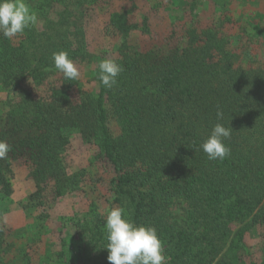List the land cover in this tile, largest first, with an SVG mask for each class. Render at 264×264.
Segmentation results:
<instances>
[{"label":"trees","instance_id":"trees-1","mask_svg":"<svg viewBox=\"0 0 264 264\" xmlns=\"http://www.w3.org/2000/svg\"><path fill=\"white\" fill-rule=\"evenodd\" d=\"M244 1L252 0H171L183 15L160 39L135 0H103L112 46L94 55L90 0H25L38 23L10 40L0 35V90L12 100L0 110V140L11 147L0 159V207L15 167L27 168L36 188L22 209L35 210L41 242L46 232L59 239V248L44 244L38 264H109L104 224L114 207L157 230L166 264H264V29L238 14ZM61 50L78 69L93 65V80L56 71L52 55ZM102 59L123 67L111 89L97 76ZM218 122L233 129L222 161L201 147ZM75 134L95 156L66 173ZM76 193L86 194L84 207L61 215L54 231L53 211ZM22 232L0 214V264H12ZM254 237L260 258L248 244ZM18 256L30 264L27 248Z\"/></svg>","mask_w":264,"mask_h":264},{"label":"rangeland","instance_id":"rangeland-1","mask_svg":"<svg viewBox=\"0 0 264 264\" xmlns=\"http://www.w3.org/2000/svg\"><path fill=\"white\" fill-rule=\"evenodd\" d=\"M138 6V14H148L151 18V29L155 31L160 39L168 38L171 31L177 25L174 20L181 18L183 15L179 8L171 7L169 4L171 0H135ZM180 3L185 0H178ZM103 0H90L86 8V32L87 42L90 52L94 55H99L103 51L111 50V39L105 35L104 23L105 14L102 9ZM160 2L165 5L163 8H156ZM30 7V6H29ZM208 9L207 12L210 13ZM206 13V11H205ZM238 14L243 16L246 22L256 21L260 18L259 25L264 29V0L261 1H244L238 6ZM256 17V18H255ZM258 23V22H257ZM256 24V22H255ZM253 23V25H255ZM252 26V24H251ZM111 45V46H110ZM261 46L257 48L256 55L262 57L263 51ZM259 64V62H258ZM261 65V64H260ZM249 66L247 64L245 67ZM244 67V64H243ZM80 73L82 80L87 83L93 80V65H81ZM94 85V84H92ZM90 86V85H89ZM12 106V100L8 95L0 90V110L8 111ZM95 156V149L81 141L79 135H74L73 142L70 148L63 155V164L66 173H72L82 168H87ZM13 192L9 198V202L2 204L0 211L5 221L12 228V231L23 230L19 233L18 238L13 240L14 250L8 256V263L19 264L20 257L18 250L22 247L27 248L30 254V264H38L39 257L42 255L44 244L48 241L52 243V249L59 248V239L57 235L46 232L41 238L36 233V222L33 214L35 210L25 212L22 206L27 203V196L36 188V183L29 178L27 168L17 166L15 167L14 176L12 180ZM86 194L76 193L66 196L52 213V218L49 220V226L56 230L60 226L59 217L61 215H71L75 210L81 209L86 203ZM59 232V231H58ZM40 241V242H38ZM248 244L252 248V254L255 258H260V243L254 238L248 239ZM41 254V255H40Z\"/></svg>","mask_w":264,"mask_h":264},{"label":"clouds","instance_id":"clouds-1","mask_svg":"<svg viewBox=\"0 0 264 264\" xmlns=\"http://www.w3.org/2000/svg\"><path fill=\"white\" fill-rule=\"evenodd\" d=\"M38 17L25 0H0V35L12 39L22 35L26 29L35 26ZM54 68L67 80H78L80 70L69 58L66 51L54 52ZM123 67L111 59H102L98 63L97 76L102 85L111 89L117 83V77ZM218 120L223 112L217 110ZM233 129L216 123L210 135L201 145L209 160H224L230 155V148L224 143L230 139ZM10 145L0 140V159L7 158ZM105 238L109 264H166L163 242L154 227L136 225L122 207L107 211L105 217Z\"/></svg>","mask_w":264,"mask_h":264}]
</instances>
